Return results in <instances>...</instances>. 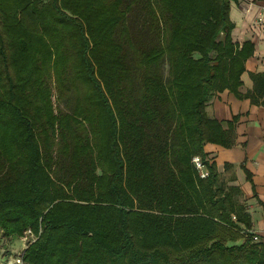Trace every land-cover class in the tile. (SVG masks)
<instances>
[{
    "label": "trees",
    "instance_id": "obj_1",
    "mask_svg": "<svg viewBox=\"0 0 264 264\" xmlns=\"http://www.w3.org/2000/svg\"><path fill=\"white\" fill-rule=\"evenodd\" d=\"M233 1L0 0V231L35 235L15 259L264 264L235 174L204 151L235 143L236 118L206 111L217 92L264 106V71L239 92L255 46L232 37Z\"/></svg>",
    "mask_w": 264,
    "mask_h": 264
},
{
    "label": "crops",
    "instance_id": "obj_2",
    "mask_svg": "<svg viewBox=\"0 0 264 264\" xmlns=\"http://www.w3.org/2000/svg\"><path fill=\"white\" fill-rule=\"evenodd\" d=\"M232 4L230 16L235 23L234 41L242 44L250 40L255 46L241 75L243 84L239 92L244 94L253 88L250 73L264 71V27L257 26L255 21L264 0H238ZM206 111L223 122L236 118L235 143L226 147L207 142L204 151L226 178L235 174L236 179L228 184L239 188L237 203L248 212L252 230L264 239V106L224 89L211 98ZM225 164L231 165L230 170H225Z\"/></svg>",
    "mask_w": 264,
    "mask_h": 264
},
{
    "label": "rangeland",
    "instance_id": "obj_3",
    "mask_svg": "<svg viewBox=\"0 0 264 264\" xmlns=\"http://www.w3.org/2000/svg\"><path fill=\"white\" fill-rule=\"evenodd\" d=\"M232 6H233V4H232ZM92 51H93V55L96 57V60L98 61V63L104 68H108L111 70L110 65L113 64L114 59H115L117 64L119 63V61L117 60L116 52H113L112 45L108 42L107 37H105L102 40L99 38V41H97L96 43H92ZM114 80L111 81V83H110L113 86L115 85ZM55 81H56V76H55L54 72L52 71L49 83L52 82L51 83V86H52L51 101L54 103V106L56 108V106H57V98H56L57 95H56V90H55L54 83H53ZM56 112L57 111L55 110V113ZM88 127H89L88 129L90 131H92V129L96 128V126L95 127L88 126ZM0 143L3 145V148L0 147V152L12 151V148L9 149L6 146L7 143L10 144V142H8V138H3L0 141ZM2 186H5V185H2ZM33 238H35V235L28 231L24 235L20 236L18 239L13 240L9 237L3 236L2 232L0 231V263H4L7 260H10L9 263L15 264L14 263L15 262L14 256H16V254H21L23 249L30 243V241ZM240 242H241V240L237 241L236 243H240ZM231 243H233V242H231Z\"/></svg>",
    "mask_w": 264,
    "mask_h": 264
},
{
    "label": "built area",
    "instance_id": "obj_4",
    "mask_svg": "<svg viewBox=\"0 0 264 264\" xmlns=\"http://www.w3.org/2000/svg\"><path fill=\"white\" fill-rule=\"evenodd\" d=\"M255 21H256L257 26L264 27V4L259 5V10H258ZM193 161H194L196 167L200 170L201 176L202 177L207 176L208 171H207L204 163L202 162L201 158L199 156H196L193 158ZM253 239L256 241L259 240V236L257 233H255L253 235ZM14 263L15 264H22V259L20 257L16 258ZM9 264H11V263H9Z\"/></svg>",
    "mask_w": 264,
    "mask_h": 264
}]
</instances>
